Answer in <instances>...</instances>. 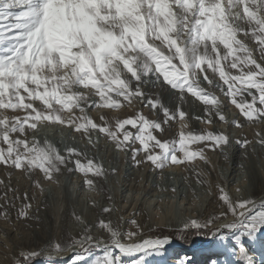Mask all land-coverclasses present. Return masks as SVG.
Instances as JSON below:
<instances>
[{"label": "snow or ice", "instance_id": "1", "mask_svg": "<svg viewBox=\"0 0 264 264\" xmlns=\"http://www.w3.org/2000/svg\"><path fill=\"white\" fill-rule=\"evenodd\" d=\"M204 82L218 88L242 119L229 121L225 106L202 87ZM157 86L201 101L204 115L195 119L202 124L212 125L214 119L238 129L245 123L264 124V0H0V167L9 178L14 172L27 175L42 194L41 179L58 183L56 176L66 170L80 173L84 186L95 191L108 174L102 162L75 145L61 149L48 139L41 142L35 133L41 126H63L90 147L103 137L130 156L134 166L190 168L196 183L216 197L219 210L183 220L177 238L193 231L221 241L230 237L240 264H255L244 238L255 239L264 230V196L233 198L197 169L195 161L209 163L206 150L223 152L232 140L224 132L191 129L188 113L179 106L170 110L151 94ZM124 107L132 114H108ZM93 111L99 119L90 115ZM177 120L178 138L154 134H162L165 126L171 129ZM255 142L264 146V135L257 132ZM235 143L246 152L252 141ZM0 189V218L8 220L13 211L21 220L35 218V191L20 195L3 179ZM115 211L102 206L100 218L91 222L74 214L78 232L50 238L39 251L20 250L10 264H34L39 257L52 261L53 254L69 255L68 264H89L94 249L103 255L90 264H124L122 257L132 256L139 259L131 264H145L146 257L170 243L162 233L145 236L137 213L113 220ZM190 260L184 257L178 264Z\"/></svg>", "mask_w": 264, "mask_h": 264}, {"label": "rangeland", "instance_id": "2", "mask_svg": "<svg viewBox=\"0 0 264 264\" xmlns=\"http://www.w3.org/2000/svg\"><path fill=\"white\" fill-rule=\"evenodd\" d=\"M249 43L252 44L254 42L250 41ZM202 87H204L207 91L212 92L221 101L222 105L225 106L223 114L229 121L233 119V117L238 120L242 119L238 114V109H236L235 106L224 97L223 93H221L218 88H211L206 82L202 84ZM165 92L170 94V100H172L166 104L163 103L162 99V96ZM151 94L154 97L159 96L161 102L170 110H175L176 107L179 106L182 110L188 113V123L190 128L197 130L193 125V118L195 115H204L205 105H203L201 101L196 100V98L192 97L189 93H185L184 97L181 98L177 90H172L169 87L162 89L157 86L151 89ZM137 107L139 108L141 106L138 105ZM142 111L145 115L153 118V115L150 113L148 108H142ZM108 114L118 115L119 117L123 118L127 115H131L132 110L128 107H124L122 110H119L116 113L108 112ZM90 115L96 119H99V114L97 111L91 112ZM160 115L162 118V113ZM208 126L209 131L215 132V130H218L219 132L226 133L231 138L232 145L235 147V149L242 152L243 158L245 156V160H243L244 164H246L245 161L247 160L248 163L254 164V166L257 168L264 169V146L255 142L257 132L264 135V124L249 125L245 123L243 128L238 129L235 126H229L223 122H220L218 119H214V123ZM165 129L166 130L162 134L159 132L154 134L160 139L178 138L179 121L177 120L176 122H173L171 129H168L167 126H165ZM35 135L36 138L41 142H43L44 139H48L61 149H63L65 144L75 145L81 149H84L88 157L95 158L96 160L103 163L108 174L105 178L99 179L97 181V187L95 191H90L86 186H84L83 176L80 173H68L66 170H62L61 174L56 176L58 183L46 182L41 179L43 186V193L41 194L38 189H33L31 178L29 176L23 175L20 172H14L9 178L3 167H0V179H3L6 183H10L14 189L19 190L20 195H23V192L27 190L31 196L33 191H35V200L31 201V214L35 218L29 220L18 219L15 211L11 213L8 220L0 218V240L1 237H3L2 240L5 241L4 243L0 244V257L4 259L8 258V264H10L15 255H18L20 250H31L25 246L26 244L23 242L24 239L37 238L44 230L47 231L50 238H55L56 236L60 237L63 234L61 227H64L66 231L68 229L70 233L78 232L81 225L74 221V214L79 215L85 222L98 220L101 216V206L98 205V200L101 198V196L103 199V195L111 197V200L108 199L106 202L104 201V204H107L108 202L106 206H111L114 209L119 210L113 213V220L120 216L128 218V216L130 217L133 213H137L138 216L136 215L134 218L141 224L142 227H144V230L147 231L146 235L161 234V230L163 231V235L171 238L170 243H173V245L168 244L164 247V249L161 250L160 254H153L146 257L145 263L151 262V264H154L155 261V264H169L168 260L171 257L180 255L181 251L184 248H187V250L190 249L192 251L190 254V264H208L210 256H213L214 254H220L224 252L227 257V247L230 249L228 251L231 252L230 259L232 262L230 264H237L239 262L236 261L238 248L234 246V243L230 237L222 241V243H228V246L226 244L220 245V243L215 244L216 242L221 241L218 237H212L211 235H197L195 231H193V235L190 233L188 238L178 239L177 234L181 226H175L174 224L170 223L174 222L172 219L166 220V218H164L167 209H173L175 207H179V209L182 211L181 214L188 218L197 217L200 215L203 216L206 214L211 215V213L214 214L218 212L219 209L217 208H219V204L216 202V199L214 198L215 196L208 195L207 188L196 183L195 176L190 168L186 170L183 167H179L180 169L172 170L171 167H167L160 171L154 170L149 164H142L137 167L134 166L130 156L123 152H117L103 137L99 138V142L95 147H90L87 144V140L82 138L80 134H72L70 133L69 129L59 125L41 126L40 131L35 133ZM244 138L252 141V144L248 147L246 152L235 143L236 139ZM93 139L96 140L97 137L94 135ZM228 148L230 147L224 148L223 152H221L219 149L216 151L206 150L209 163L205 164L203 161L197 160L194 162L195 166L199 170H203L205 172L207 171L209 174L208 178L211 180L213 185L215 183H220L226 188L233 198L237 196L244 198L248 196V198H250L251 186L247 173L243 174L245 178L242 176L240 178L241 180H229V177L223 175L224 169L226 167V157L228 158V152H226ZM261 160H263V162ZM113 168L116 169L115 174L111 173V169ZM129 171L130 173L133 172L135 177L133 175L132 177L127 176V172ZM159 173L161 174L157 175ZM36 175H40L38 171ZM186 176L189 178L187 182L184 179ZM237 187L241 189L240 193L236 192ZM173 188L176 189L175 192L172 191ZM3 191V189H0V195H3ZM194 192L196 197H198V203L195 206L193 205V200L196 198L193 195ZM210 197L213 198V200H211ZM19 203L20 202L17 201V206H19ZM64 207L68 208V212L63 214L62 218H59L54 226L52 221L47 222V219L44 216L45 209L46 211L52 210L53 212H57L59 209L58 212L61 214L64 211ZM143 210H145L144 213H142ZM157 218L158 220H155ZM149 229H156L158 231L149 232ZM68 231L67 233H69ZM227 231L228 230L226 229L222 230L223 233H227ZM20 240H22L20 244L15 243L16 241ZM6 243L10 245V247L6 248L4 246ZM216 246L223 247L220 248V251H217L215 249L217 248ZM244 246L248 249L250 254H253V252H260L261 248L264 247V230H261L259 233H257V237L255 239L250 240L248 238H244ZM102 255L103 253L101 250L94 249L88 257L89 264L91 259ZM53 257L54 258L52 261H49L45 257L36 258L34 264H68L71 258L69 255H66L64 258L60 259V256H57L56 254H53ZM253 258L255 264L261 263L259 258ZM122 259L124 264H131L132 260L139 259V257H122Z\"/></svg>", "mask_w": 264, "mask_h": 264}, {"label": "bare ground", "instance_id": "3", "mask_svg": "<svg viewBox=\"0 0 264 264\" xmlns=\"http://www.w3.org/2000/svg\"><path fill=\"white\" fill-rule=\"evenodd\" d=\"M171 96L169 93L165 92L162 96V99H163V103H168V102H171L172 100H170ZM110 113V112H109ZM112 113V112H111ZM110 115V114H109ZM120 115V114H119ZM121 116V115H120ZM197 116H200L199 115H195V117ZM195 117L193 118V125L196 127L197 131H201L205 128H207L209 130V126L208 125H205V124H202L200 123L198 120L195 119ZM192 126V125H191ZM218 130H215V132H217ZM247 131V130H246ZM248 133V132H247ZM240 149V148H239ZM226 152H228V158L226 157V164H225V169H224V172H223V175L224 176H227L229 177V180H237V179H240L244 173H247V175L249 176V179H250V186H251V199H254V200H259L262 196H264V169L261 168H257L256 166H254V164H250L248 163V161L246 160V164L243 163V160H245V156L243 158V155H242V152L240 151H237L235 149V147L231 144V147L228 148L226 150ZM226 154V153H225ZM254 158V157H253ZM223 160V159H222ZM254 160V159H253ZM263 162V160H261ZM260 161V162H261ZM229 165V166H228ZM257 165V164H256ZM264 165V164H263ZM206 166V165H205ZM228 166V167H227ZM262 166V165H261ZM172 170L174 169H180L179 167H171ZM212 169V168H211ZM131 171V170H130ZM127 172V176H131L132 175L134 176L135 174ZM222 171V170H221ZM207 172V171H206ZM126 173V172H125ZM162 173V172H161ZM161 173L157 174V175H160ZM221 174V173H219ZM125 175V174H124ZM218 175V174H217ZM214 176V174H213ZM223 176V178H224ZM126 177V176H125ZM135 177V176H134ZM210 177V176H209ZM212 178V177H211ZM243 178H245L243 176ZM128 179V178H127ZM131 179V178H130ZM133 179V178H132ZM241 180V179H240ZM211 181V180H210ZM213 181V180H212ZM215 181V180H214ZM225 181V179H224ZM236 182V181H235ZM225 184V182H224ZM155 188V187H154ZM215 190V189H214ZM249 192V191H248ZM104 194V193H103ZM213 196V195H212ZM120 197V196H119ZM118 197V198H119ZM211 198V197H210ZM216 199V197H214ZM246 198H248V196H246ZM105 199V200H103ZM103 199H102V196L101 198L98 200L99 203L98 205H100L101 207L102 206H106L108 204H104V201L106 202V200H108V196L106 195H103ZM211 200H213V198H211ZM45 201V200H44ZM101 201V202H100ZM111 202V201H110ZM109 202V203H110ZM118 203V201H117ZM115 203V204H117ZM120 203V202H119ZM134 204V203H133ZM137 204V203H135ZM210 204H213V203H210ZM132 206V205H131ZM215 206V205H214ZM41 207V206H40ZM143 207V206H142ZM213 207V206H212ZM140 208V207H139ZM101 209V208H100ZM219 209V208H217ZM133 210V209H132ZM140 210V209H139ZM207 210V209H206ZM212 210V209H211ZM45 213H44V216L46 217L47 219V222L48 221H52L53 223V226L55 223H57V220L59 218H62L63 214L67 213L68 212V208L67 207H64V211L59 214V209L57 210V212H53L52 210H47L46 209L44 210ZM126 211V210H125ZM145 210H143L142 213H144ZM181 209H179V207H175L173 209H167V212H166V215L164 216V218L167 219H172L174 222H170L172 224H174L175 226H181V224H176V223H181L183 220L187 219L188 217H185L184 215L181 214ZM209 212V211H208ZM212 212V211H210ZM40 213V212H39ZM207 213V212H206ZM205 213V214H206ZM43 214V213H42ZM132 214V213H131ZM212 214V213H211ZM130 215V214H129ZM138 216V215H137ZM187 216V215H186ZM209 215H203V216H197L201 219L207 217ZM129 217V216H128ZM126 218V217H125ZM161 218H162V215H161ZM139 219V218H138ZM36 220V219H35ZM155 220H158L155 219ZM45 221V219H44ZM163 221V220H162ZM60 222V221H59ZM42 224V223H41ZM34 225V224H33ZM47 225V224H46ZM45 225V226H46ZM50 226V225H49ZM47 227V226H46ZM67 227V226H66ZM48 228V227H47ZM46 228V229H47ZM60 228V227H59ZM68 228V227H67ZM41 229V228H40ZM43 229V228H42ZM54 229V227H53ZM52 229V230H53ZM144 229V227H143ZM60 230V229H59ZM4 231V230H3ZM61 231H63V234L66 233L67 231L64 229V227L62 228L61 227ZM41 232V231H40ZM69 232V231H68ZM145 232V236H148V234L146 235V230H144ZM70 233V232H69ZM3 234V233H1ZM40 234V233H39ZM53 234H54V231H53ZM38 235V234H37ZM48 236V237H47ZM58 237V236H56ZM3 237H1V240H0V244L4 243L5 241L2 240ZM24 239L23 242H25V246L28 248V249H31V250H40V248H45L47 245L43 244L42 242L44 241H47L48 239H50V236L49 234L47 233V231H43L39 237L37 238H34V239ZM22 240L20 241H16L15 243H18L20 244ZM8 242V241H7ZM171 242V241H170ZM220 243L221 244H226V243H222V241L220 242H216L215 244H218ZM169 245H173V243H169ZM228 246V243L226 244ZM226 246V247H227ZM217 247V246H216ZM223 247V246H222ZM221 246L215 248L217 251H220V248H222ZM225 248V247H224ZM214 249V250H215ZM260 249V248H259ZM227 250V254L228 256L226 257L225 253H220V254H214L213 256H210V259H209V262L208 264H210V261L211 260H216L217 261V264H230L232 261L230 259V254L231 252H229L228 250H230L228 247L226 248ZM192 253V251L190 249L187 250V248H184L180 255H177L175 257H171L168 262L169 264H178V261L184 257H191L190 254ZM1 254V253H0ZM253 257H257L259 258V260L261 261V263H258V264H264V247L261 248V251L260 252H253V254H251ZM60 256V259L64 258L66 255H59ZM54 258V257H53ZM8 259V258H7ZM7 259H4L2 257H0V264H8L9 261ZM238 261V260H236ZM156 262L154 261V264ZM145 264H151L150 263H145ZM160 264V263H158ZM202 264V263H200ZM237 264H240V262H238Z\"/></svg>", "mask_w": 264, "mask_h": 264}, {"label": "trees", "instance_id": "4", "mask_svg": "<svg viewBox=\"0 0 264 264\" xmlns=\"http://www.w3.org/2000/svg\"><path fill=\"white\" fill-rule=\"evenodd\" d=\"M160 232L162 233L163 231H161V230H160ZM191 233H192L191 235H193V233H194V232H191ZM170 234H171V233H170ZM189 235H190V233L187 235V237H186V238H188V237H189ZM173 236H174V235H173Z\"/></svg>", "mask_w": 264, "mask_h": 264}]
</instances>
